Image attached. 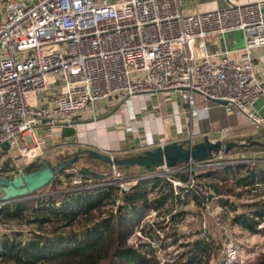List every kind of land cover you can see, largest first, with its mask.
<instances>
[{"label": "built area", "instance_id": "1", "mask_svg": "<svg viewBox=\"0 0 264 264\" xmlns=\"http://www.w3.org/2000/svg\"><path fill=\"white\" fill-rule=\"evenodd\" d=\"M225 3L222 9L185 14L179 0H0V169L11 161L2 179L25 173L37 161L48 163L38 129H76L81 121L95 122L97 105L103 102L119 105L141 95L172 92L192 121L207 117L208 108L198 103L199 96L203 103L208 98L223 100L226 113L236 112L248 124L261 125L254 105L264 95V82L251 55L253 49L264 47L261 5ZM237 31L245 43L237 56L206 51L213 39ZM226 132L222 130L221 137ZM5 143L8 150L2 147ZM166 144L147 131L139 148ZM225 157L221 152L202 162L164 166L142 179L170 183L175 209L192 193L207 210L212 199L199 176L215 170ZM76 166L69 180L74 188L68 190L115 186L114 213L142 180H129L112 166L102 181L94 182L79 174L86 166ZM58 177L68 183L63 174ZM256 187L259 191L263 185ZM158 213L152 211L148 218ZM146 225L156 239L138 234L155 245L159 264H166L159 256L168 237L152 222L142 220L139 228ZM130 239L128 244L138 247ZM228 246L227 259L235 260Z\"/></svg>", "mask_w": 264, "mask_h": 264}, {"label": "rangeland", "instance_id": "2", "mask_svg": "<svg viewBox=\"0 0 264 264\" xmlns=\"http://www.w3.org/2000/svg\"><path fill=\"white\" fill-rule=\"evenodd\" d=\"M166 99L167 98L162 94L156 98L153 96L152 100H148L146 104H141L140 107L144 108V111L140 110V113L136 116H131L130 118L126 117L124 114L127 113L130 106H127L126 110L123 109L113 113L118 104H110L108 109L99 108V111L101 112L97 121L88 122L95 124V126H91L92 128H102L103 125L109 124V129L112 132H115L119 138L126 139V137H131L132 139L137 140L138 138L141 139L143 137L142 131L145 128L140 126L141 121L144 119L143 117L148 116L151 113L155 115L154 121H160L161 125L159 130L160 135L162 136L161 140L164 139L167 143L176 142L177 140L179 141L183 138L182 136H184L190 140L191 145L200 143L205 137L209 142L223 141L236 142L239 144H243L250 137L253 138V141H255L257 137H260L259 142L264 144V129L250 125L246 123L244 119L242 120L243 125L238 124V121L235 119L230 121L231 116L226 113L223 106H217V104L215 106V103L206 101V105L209 107L208 117L201 120L199 126L195 127L194 124L190 123V119H188V117L185 118L182 114L181 116L176 117V115L174 116V112L171 115V110L166 107ZM177 125L180 128L177 132L181 133L178 134V137L175 136L173 131V127ZM223 129H229L228 135L221 138L220 133ZM58 130L59 132L56 130L57 132L55 131V133H60L61 135L63 130ZM72 131L76 134V130L72 129ZM95 132L96 130H92V137L96 135ZM150 132L155 137V132ZM156 133H158V131H156ZM45 134L47 133H39L37 134V137L40 138L41 141H44V137H46ZM57 138L58 135L55 134L54 139ZM75 140L76 139L74 137L73 141ZM57 141L58 142L54 145H48L47 161L52 165L58 164V161L61 158L71 155L75 156L77 151L80 152L89 149L97 150L103 154L108 153L113 157L119 158L139 155L143 151L139 148L138 151H134L132 154H126L118 151L117 155H112V152L110 153V151L96 148L90 144H77L76 146H70L68 148L69 150H67L64 154L57 155V152L56 154L54 153L56 148H58L57 144L59 142L65 143L66 140L59 137ZM157 141H159V138H157ZM237 148V151L232 150L230 151V154H225L226 157L224 158V163L232 162L233 164L228 165L233 167L244 165L249 169H259L263 166L261 161H264V150L260 149L261 146L250 145L249 143L247 146ZM244 148L245 150H243ZM12 153H14V151H12ZM223 162L220 166L216 167L215 170L200 174L199 176L200 183L204 184L208 188L212 199L209 209L206 210L201 205V201L191 193L188 200L186 199L187 202L184 200L180 203L181 207L178 206L177 209H175L174 202H169L166 207L158 211L159 213L156 217L148 218V215L152 213V211H149L147 217L143 219L145 224L151 225L152 222L155 224L157 229L164 230L165 235L168 237V240L164 242L166 245H163L164 249L162 250L160 256L157 254L162 261H170L171 263L186 262L192 255V244L195 241H205L209 244L208 253L201 258L202 264H255L264 254V237L261 235H250L248 232L241 230L232 222L234 215L247 210V205L264 199V189H260L259 191H257V187L250 190L241 189L235 186L230 177H228L229 180L226 182L220 180L218 177L223 175ZM88 164L92 165L93 168L97 169L99 172H105V174L108 173L101 169V164ZM81 165L86 166L87 163L84 160H81L78 167ZM185 168L187 169L188 167ZM123 172L129 180H137L149 176L146 173V170L140 167H133L130 170ZM72 173H74V170L69 169L65 171V174H63L68 182L66 185L58 181L59 183L57 182V184L47 186L30 196L20 198L18 201L23 202L30 209L27 213L28 222L13 221L0 223V232L2 234L7 233L9 235L20 233L22 238H27L31 232L34 231L40 230L44 233V235L47 234L48 231H51V226L40 228L37 225L30 224V221L34 218L32 210L37 205V199L44 196H53L57 202L60 201L63 192L66 190L69 192L70 190L68 189L74 188V186H71L69 183L71 176H68ZM156 173L161 174L162 172L158 171ZM181 178H185V175H181ZM214 187H216V190L219 192H215ZM251 190L253 191L251 192ZM113 209V205H109L106 209H104L103 214L96 213L94 218H92V221L83 220L80 224H77L73 230L77 233H83L88 227L96 223L97 220L101 219V217L106 216L107 212L110 213ZM234 209L235 211H233ZM135 229L136 227H134L135 232L130 239L132 240L131 243L150 244L145 237L142 238L138 234V231H141L143 236H145V228L142 230L140 228ZM153 236L154 233H152L151 237H148L152 240L155 238ZM173 236L174 239H177V242L173 241ZM169 238H171V240ZM158 244L160 245L159 242ZM229 244L232 245L230 246L231 250H233L237 255V258L232 261H229L226 256V250L229 248ZM151 247L153 248L155 245L152 244ZM194 262L195 261H193L192 264H194ZM0 264L13 263L0 261Z\"/></svg>", "mask_w": 264, "mask_h": 264}, {"label": "trees", "instance_id": "3", "mask_svg": "<svg viewBox=\"0 0 264 264\" xmlns=\"http://www.w3.org/2000/svg\"><path fill=\"white\" fill-rule=\"evenodd\" d=\"M260 149L264 150V146H261ZM232 150L237 151L238 148ZM73 157L74 155L61 158L58 162L61 163ZM129 157L131 156L126 158ZM83 160L91 171L101 175L99 178L90 175L84 176L85 179H91L94 182L102 181L105 172L97 171L88 163L101 164V169L106 172L111 169L110 166L98 160L89 158ZM10 163L11 161H7L0 169L1 179L7 172ZM42 167L43 164L37 161L26 168L24 172H36ZM133 167L118 168L128 171ZM65 171L61 175L65 174ZM146 173L150 172L146 170ZM222 174L218 177L220 180L226 182L230 177L235 186L241 189L250 190L255 189L256 185H264V169L261 168L249 169L244 165L237 167L223 165ZM68 176L73 177L74 174ZM14 177L10 176L8 179L12 180ZM58 178H55L48 186L57 184ZM149 184H151L150 188ZM171 189V184L165 182L164 179H142L132 187L130 193L124 196L122 205L117 208V213H114L113 210L110 213L107 212L106 216L101 217L83 233H77L73 228L83 220L92 221L96 213L103 214L104 209L109 205L114 206L118 192L117 187L108 186L92 190L63 192L61 200L58 202L53 196L38 198L37 205L32 210L34 218L30 224L40 228L51 226L52 230L45 235L40 230L34 231L27 238H22L20 233L9 235L0 232V261L13 264H159L155 257L156 252L150 244L140 243L138 247H135L129 245L128 240L135 232L134 227L136 229L140 227L149 211H159L169 202H174V194ZM214 190L219 192L216 187ZM246 207L245 212L233 216V224L250 235L264 237V202L259 200ZM29 210V207L20 201L3 205L0 207V223L13 221L27 223ZM259 226L262 227L259 228ZM147 227V225L144 227V234L151 237V231ZM173 241L177 242L174 236ZM192 248V255L186 262L171 263L168 261L166 264H192L193 261H195L194 264H202L201 258L208 253L209 244L205 241H195ZM255 264H264V254Z\"/></svg>", "mask_w": 264, "mask_h": 264}, {"label": "crops", "instance_id": "4", "mask_svg": "<svg viewBox=\"0 0 264 264\" xmlns=\"http://www.w3.org/2000/svg\"><path fill=\"white\" fill-rule=\"evenodd\" d=\"M238 1H240L242 3L259 2L261 5V11H262V14L264 17V0H238ZM179 2H180V7H181L182 11L185 14H192L195 12H207V11H212L215 9H222L226 6L225 0H179ZM244 45H245L244 37H243V34L241 32H239V31L229 32V33L225 34L223 37L215 38L210 43H208L206 45V51L209 54H218V53H221L223 51H228L231 53V55L237 56L242 51V49L244 48ZM251 55L253 57L256 70L258 72V78L260 81L264 82V47L253 49L251 51ZM161 94L167 98L165 101L166 107L171 110V115L173 112H174V116L177 114L179 116H181V114H182L183 117H185V118L188 117V119H190V123L194 124L195 127L199 126V123L201 120H204L208 117L209 107L206 105V102L203 103L202 99L199 96L197 97L198 103L200 105L205 104L208 108L207 115H206L207 117L203 118V119L202 118L193 119V121H192L188 112H187L186 107L179 105L178 97L175 93L170 92V93H161ZM161 94L154 96V98L160 96ZM152 97L153 96L149 97V96L141 95V96H138L134 99H130L126 103L122 104V106L117 111L123 110V109L126 110L127 106H130V108L127 110V113H124V114L128 118H130L131 116H136L138 113H140V110H142V111L145 110L144 108L140 107L141 104H146V102L148 100H150V99L152 100ZM215 106H216V104H215ZM109 107H110V103H108V102L99 103L97 105L98 109L99 108L100 109H106V108L108 109ZM146 110H147V108H146ZM254 110L257 113V115L263 120V123L257 127L264 129V95H262L259 98V100L256 101V103L254 105ZM99 112H101V111H99ZM113 113H115V112L113 111ZM228 115L231 116L230 121L235 119L236 121H238V124L243 125L242 120L244 118L241 115H239L236 112L230 113ZM143 118L144 119L141 121V125H140L141 127L145 128L142 131L143 135L147 131H149V132L153 131V132H155V137H154L155 140H157V138H159V140H161L162 136L160 135V130H159L160 125H161L160 121L159 120L154 121L155 115L151 114V113H150V115L145 116ZM245 122L248 123L246 120H245ZM91 126H95V124L89 123L88 121H81L78 123L77 128L74 129V130H76V134H71V132H73L72 129H62L63 132L60 135V133H55L56 130H53V129L51 130V129L45 127V128L38 129L36 132V135L39 133L40 134L47 133V134H45L46 137H44V141H42L43 147H44L45 151L47 152V154H48V147L50 146L49 144H53V145L56 144L58 142L57 140L59 137L66 140V142L65 143L59 142L57 144L58 148H56V151L54 152L55 154L57 152V155L64 154L67 150H69L68 148L70 146H72V145L76 146L77 144H79V145L80 144L81 145L82 144H90L96 148H100L103 150L110 151V153L112 152L111 153L112 155H117L118 151H120L122 153H126V154H132L134 151L139 150V146H140L142 138L141 139L138 138L137 140L132 139L131 137H126V139L125 138L124 139L119 138L115 134V132H112L109 129L110 128L109 124L103 125L102 128H97V127L92 128ZM173 128H174L173 131H174L175 136L178 137V134H181L180 132H177L180 129L179 126L177 125V126H174ZM46 130H48V131H46ZM92 130H96V132H95L96 135L94 137H92ZM223 130H226V129H223ZM228 130H227L225 136L228 135ZM57 131L59 132V130H57ZM156 131H158V133H156ZM89 132H90V134H89ZM55 134L58 135L57 139H54ZM74 137L76 139L75 141H73ZM182 137L185 138L184 136H182ZM221 138H223V137H221ZM258 138L260 139V137H257L256 140ZM38 139L41 140L40 138H38ZM77 153H79V151H77ZM261 163H263V166L261 167V169H264V161H261ZM151 184H149V188H150ZM262 189H264V185H263ZM171 191H172V189H171ZM173 201H174V199H173ZM185 202H187V201H185Z\"/></svg>", "mask_w": 264, "mask_h": 264}, {"label": "water", "instance_id": "5", "mask_svg": "<svg viewBox=\"0 0 264 264\" xmlns=\"http://www.w3.org/2000/svg\"><path fill=\"white\" fill-rule=\"evenodd\" d=\"M209 102L220 106H225L223 100H215L208 98ZM119 104L115 109L116 112L122 104ZM264 146L259 142V138L253 141V138H248L243 144L236 142H209L205 137L200 143L191 145L188 138H183L179 141L168 143L164 147L145 150L139 155H134L129 158H117L108 153H100L97 150L89 149L79 154H76L72 159L52 165L46 163L36 172L22 173L14 179H0V203L9 204L20 198L30 196L37 191L48 186L55 178L67 169H72L80 163L85 157L101 161L103 164L110 167L134 166L144 168L148 172H154L157 168L169 167L173 168L176 165L189 162H202L209 160L213 155L224 153L228 154L232 149L247 146V145ZM3 149L8 150L9 144H3ZM80 175H90L95 178L101 177L98 172L91 171L89 167H83L79 172ZM104 178V176H102Z\"/></svg>", "mask_w": 264, "mask_h": 264}]
</instances>
